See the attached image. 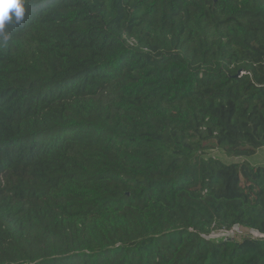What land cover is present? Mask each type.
Returning <instances> with one entry per match:
<instances>
[{"label": "trees", "instance_id": "obj_1", "mask_svg": "<svg viewBox=\"0 0 264 264\" xmlns=\"http://www.w3.org/2000/svg\"><path fill=\"white\" fill-rule=\"evenodd\" d=\"M24 7L0 37V264H264V0Z\"/></svg>", "mask_w": 264, "mask_h": 264}, {"label": "rangeland", "instance_id": "obj_2", "mask_svg": "<svg viewBox=\"0 0 264 264\" xmlns=\"http://www.w3.org/2000/svg\"><path fill=\"white\" fill-rule=\"evenodd\" d=\"M208 155L219 158L223 161L226 162H231V161H241L244 158L242 157H225V155L222 153L221 150H211L208 152ZM250 163L254 164H264V148H262L259 151V154L257 156L249 158ZM246 235H254L256 236L257 233L255 232H247L246 229L244 228H233L231 229L230 233L224 232L222 230L219 231H212L209 235L210 238L214 239H221L223 237H231V238H236L237 240H240L242 236Z\"/></svg>", "mask_w": 264, "mask_h": 264}, {"label": "clouds", "instance_id": "obj_3", "mask_svg": "<svg viewBox=\"0 0 264 264\" xmlns=\"http://www.w3.org/2000/svg\"><path fill=\"white\" fill-rule=\"evenodd\" d=\"M25 12L24 0H0V37L7 41L8 34L4 31L6 22L13 18L18 23L23 19Z\"/></svg>", "mask_w": 264, "mask_h": 264}, {"label": "built area", "instance_id": "obj_4", "mask_svg": "<svg viewBox=\"0 0 264 264\" xmlns=\"http://www.w3.org/2000/svg\"><path fill=\"white\" fill-rule=\"evenodd\" d=\"M222 231L227 232V233H230L231 230H222Z\"/></svg>", "mask_w": 264, "mask_h": 264}]
</instances>
